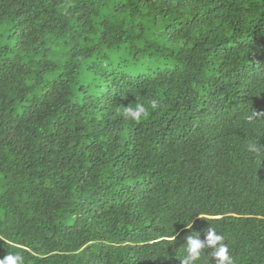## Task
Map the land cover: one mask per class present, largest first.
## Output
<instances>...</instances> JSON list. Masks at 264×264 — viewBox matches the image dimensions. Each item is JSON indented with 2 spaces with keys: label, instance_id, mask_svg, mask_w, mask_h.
Listing matches in <instances>:
<instances>
[{
  "label": "trees",
  "instance_id": "trees-1",
  "mask_svg": "<svg viewBox=\"0 0 264 264\" xmlns=\"http://www.w3.org/2000/svg\"><path fill=\"white\" fill-rule=\"evenodd\" d=\"M250 145L264 0H0V257L180 264L214 225L235 264H264Z\"/></svg>",
  "mask_w": 264,
  "mask_h": 264
},
{
  "label": "clouds",
  "instance_id": "clouds-1",
  "mask_svg": "<svg viewBox=\"0 0 264 264\" xmlns=\"http://www.w3.org/2000/svg\"><path fill=\"white\" fill-rule=\"evenodd\" d=\"M158 107L159 101L156 99L151 100L147 107L143 103H137L135 107H124L123 116L132 122H139L150 115L149 109L154 111ZM254 117H257V113L255 112L248 116V120H259ZM249 150L259 155L261 158L264 157V151L257 145H250ZM190 218L188 222L184 223L185 227L189 229L192 227ZM200 236L201 232L193 231L190 235L185 237L180 264H199L202 254L204 255L203 250L205 248L212 250V264H235L229 245L225 242V237L217 231L216 226L208 225L206 233L204 234V239L202 240ZM0 239H3V237H0ZM0 264H24V257L19 252H8L0 257ZM207 264H210L208 257Z\"/></svg>",
  "mask_w": 264,
  "mask_h": 264
}]
</instances>
